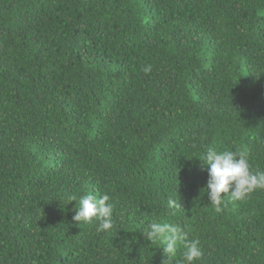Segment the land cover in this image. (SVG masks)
I'll use <instances>...</instances> for the list:
<instances>
[{"label": "trees", "instance_id": "1", "mask_svg": "<svg viewBox=\"0 0 264 264\" xmlns=\"http://www.w3.org/2000/svg\"><path fill=\"white\" fill-rule=\"evenodd\" d=\"M209 147L264 171V0H0V264H165L152 222L194 264H264V189L216 212ZM69 193L108 195L114 227Z\"/></svg>", "mask_w": 264, "mask_h": 264}, {"label": "clouds", "instance_id": "2", "mask_svg": "<svg viewBox=\"0 0 264 264\" xmlns=\"http://www.w3.org/2000/svg\"><path fill=\"white\" fill-rule=\"evenodd\" d=\"M151 70L150 64L142 67L145 74ZM194 157L201 161V167H207L205 191L208 192L210 204L218 213L228 202L243 201L254 191L264 189V171H253L245 152L209 147ZM62 201L65 205L73 201L78 204L72 218L75 222L87 224L94 220L98 221L97 232L108 231L114 227V206L108 203V195L98 198L95 194L89 193L77 197L75 193H69L66 201ZM180 207L181 204L175 198L168 199V209L176 210ZM142 234L151 243H157L162 247L163 253L168 257L165 264H171L180 245L184 249L180 264H194L203 256L199 239H189L186 226L180 223L152 222Z\"/></svg>", "mask_w": 264, "mask_h": 264}]
</instances>
